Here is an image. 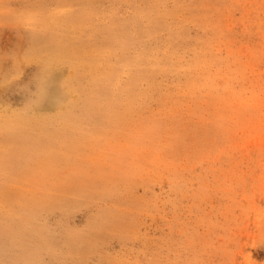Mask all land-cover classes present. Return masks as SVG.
Segmentation results:
<instances>
[{"label": "rangeland", "instance_id": "rangeland-1", "mask_svg": "<svg viewBox=\"0 0 264 264\" xmlns=\"http://www.w3.org/2000/svg\"><path fill=\"white\" fill-rule=\"evenodd\" d=\"M0 264H264V0H0Z\"/></svg>", "mask_w": 264, "mask_h": 264}, {"label": "bare ground", "instance_id": "bare-ground-1", "mask_svg": "<svg viewBox=\"0 0 264 264\" xmlns=\"http://www.w3.org/2000/svg\"><path fill=\"white\" fill-rule=\"evenodd\" d=\"M15 148H17V147H15ZM19 176V175H18Z\"/></svg>", "mask_w": 264, "mask_h": 264}]
</instances>
